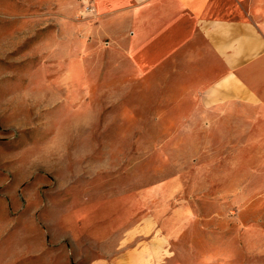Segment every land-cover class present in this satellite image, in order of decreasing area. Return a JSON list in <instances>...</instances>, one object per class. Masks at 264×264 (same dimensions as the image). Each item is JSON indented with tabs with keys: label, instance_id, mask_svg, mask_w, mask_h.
Returning <instances> with one entry per match:
<instances>
[{
	"label": "rangeland",
	"instance_id": "rangeland-1",
	"mask_svg": "<svg viewBox=\"0 0 264 264\" xmlns=\"http://www.w3.org/2000/svg\"><path fill=\"white\" fill-rule=\"evenodd\" d=\"M93 1L0 0V264L110 261L155 204L168 212L169 189L160 200L142 193L197 149L184 136L169 140L184 126L159 123L161 109L139 108L137 94L118 91L120 76L106 74L115 64L103 61L95 76L90 54L105 56L110 40ZM225 227L228 248L239 237L233 223ZM201 228L181 244L216 248ZM208 254L173 264L219 263Z\"/></svg>",
	"mask_w": 264,
	"mask_h": 264
},
{
	"label": "crops",
	"instance_id": "crops-1",
	"mask_svg": "<svg viewBox=\"0 0 264 264\" xmlns=\"http://www.w3.org/2000/svg\"><path fill=\"white\" fill-rule=\"evenodd\" d=\"M93 5L110 40L105 56L90 54L95 76L103 61L115 64L106 74L120 76L118 91L137 94L139 108L161 109L159 123L184 126L170 141L184 136L197 147L185 168L142 193L160 200L169 189L168 212L155 204L124 232L115 257L93 264H173L195 251L202 263L213 251L218 264H264V0ZM197 223L214 233L216 248L181 244ZM229 223L239 241L227 248Z\"/></svg>",
	"mask_w": 264,
	"mask_h": 264
},
{
	"label": "built area",
	"instance_id": "built-area-1",
	"mask_svg": "<svg viewBox=\"0 0 264 264\" xmlns=\"http://www.w3.org/2000/svg\"><path fill=\"white\" fill-rule=\"evenodd\" d=\"M88 16V14H86ZM86 15H84L86 17Z\"/></svg>",
	"mask_w": 264,
	"mask_h": 264
}]
</instances>
